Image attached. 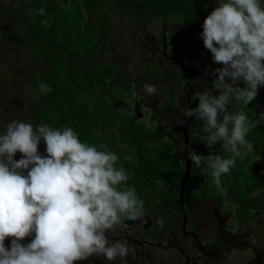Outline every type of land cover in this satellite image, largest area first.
Returning <instances> with one entry per match:
<instances>
[{
	"label": "flooded vegetation",
	"instance_id": "obj_1",
	"mask_svg": "<svg viewBox=\"0 0 264 264\" xmlns=\"http://www.w3.org/2000/svg\"><path fill=\"white\" fill-rule=\"evenodd\" d=\"M55 1L58 11L62 12L74 0ZM79 1L84 5L86 22L93 24L92 29L97 31L94 38L98 41L99 48L90 51L88 55H85V50L74 49L76 31L71 24H67L56 34L54 45L46 48L48 56H35V52L43 45H35L29 40V23L26 19L28 0L0 3V14H10L17 25L9 30L5 42L1 37L2 45L12 44L19 34L23 37L21 45L26 49L16 59L12 53L4 54L0 60V73L5 75L4 79L8 75L11 80L19 79L13 74L14 70L10 71V67L18 63L19 69L24 70L27 76L30 74L28 77L32 80V72L44 71L38 68L43 67V64L47 67L50 57L72 70H90L97 65H112L114 71L110 84L107 83L98 90L100 95L105 96L108 110V119L98 129V133H103L98 150L114 152L118 156L116 167L129 173V179L119 185L121 190L131 188L138 193L136 181H140L135 173V166L140 160L136 146L118 140L120 133L117 127L124 116L131 117L135 123L145 127L143 132L146 131L147 135L143 142L151 147L153 160L164 163V177H168L167 173L173 168H183L175 185L167 179L165 181L158 178L157 184L152 183L142 188L139 194V199L145 204L142 218L130 220L122 216V223L116 230L105 233L110 243L127 242V257L108 261L102 255H93L85 260V264H264V86L259 87L258 95L250 103V107L235 99L230 102V112L243 113L248 117V146L236 157L235 167L228 174H222L221 188H217L210 170L204 172L195 167L189 159V152L195 151L203 155L212 153L221 158H229L233 153L223 146V141L209 148L205 142L196 139L202 133L204 122L197 120L195 115H183L186 109L198 106L196 92L210 88L213 94L219 95L212 83L215 79L213 73L223 65L215 63L211 52L204 46L201 37L203 24L187 22L183 18V12L165 9L161 14L154 11L149 13L151 8L140 6L141 0ZM124 4L130 6L126 13L122 8ZM9 8L12 9L11 13H7ZM13 10H18L19 13L16 14ZM203 10L206 13L212 11L210 8ZM205 17L201 15L200 18ZM120 22L129 32L122 38L117 29ZM84 31H87L86 26ZM111 33L112 37H108ZM30 47L34 48L31 55ZM112 49L118 50L111 53ZM96 52L109 53L111 59L92 63L90 57ZM127 61L129 64L133 63L134 68L141 67V77V74L136 76L134 70L129 71ZM147 79L156 86V94L141 92ZM114 81L123 82L124 95L119 100L113 99ZM165 82L168 87L164 85ZM33 83L36 86L34 81ZM237 86L245 85L241 80L237 81ZM37 90L35 95L39 97L38 100L42 96L44 99L46 94L38 88ZM127 91H132V95ZM18 95L20 101L25 100L24 88L19 92L12 87L0 90V102L4 101V110L0 108V133L6 131L5 126L12 120L33 125L46 124L58 129L59 121L39 118L37 110L42 105L35 115L29 109L34 105H23L17 119L7 116V105L11 103L12 97ZM95 97V93L87 95L90 105ZM120 100L124 102V114H121L120 108L112 109L120 106ZM116 111L118 115H115ZM166 147H170L172 151L164 152L162 149ZM38 150L41 155H48L43 139ZM14 158L19 160L23 156L18 151ZM189 161L191 171L181 194L182 179ZM26 172L27 170L25 174ZM169 188L174 192H167ZM160 219L164 221L163 227L158 223ZM33 238V235L25 237L21 243L27 245Z\"/></svg>",
	"mask_w": 264,
	"mask_h": 264
},
{
	"label": "clouds",
	"instance_id": "obj_2",
	"mask_svg": "<svg viewBox=\"0 0 264 264\" xmlns=\"http://www.w3.org/2000/svg\"><path fill=\"white\" fill-rule=\"evenodd\" d=\"M45 11L38 9L41 16ZM41 23L50 26L47 18ZM201 37L214 62L223 65L213 73L219 95L210 88L196 92L198 106L183 115L204 122L196 139L209 148L223 141L233 153L221 158L189 152L191 163L204 172L210 170L221 188L222 174L235 167L236 157L248 146V117L230 112V102L249 104L264 86V4L218 0L203 21ZM241 80L244 87L237 86ZM143 88L149 95L157 93L153 84L145 83ZM41 91L50 89L42 84ZM41 139L47 156L38 150ZM18 151L23 158L16 160ZM117 160L114 152L81 142L70 127L60 130L10 121L0 133V264H75L93 255L108 261L127 257V242L110 243L105 233L115 231L122 216L142 218L145 204L133 189L119 187L129 173L116 167ZM158 223L163 227L162 219ZM33 233L30 243H21ZM9 237L10 248L5 246Z\"/></svg>",
	"mask_w": 264,
	"mask_h": 264
},
{
	"label": "trees",
	"instance_id": "obj_3",
	"mask_svg": "<svg viewBox=\"0 0 264 264\" xmlns=\"http://www.w3.org/2000/svg\"><path fill=\"white\" fill-rule=\"evenodd\" d=\"M72 2L64 11L59 12V7L55 0H33L32 2L28 0L29 9L26 12V19L29 23V40L35 45H43L35 52V56H48L46 48L49 49L54 45L56 34L67 24H71L76 31L77 36L73 46L75 50H85V55H88L90 51L99 48L98 41L94 38L97 31L92 29L93 24L86 22L84 5L79 0ZM140 6L150 7L149 13L154 11L161 14L165 9L178 13L183 12V18H186L187 22L203 24L204 19L218 6V0H141ZM87 7H89L88 4ZM123 7L124 13H126L127 9L130 10V6L127 4L122 5ZM40 8L46 10L43 16L38 13ZM205 8H210L212 11L206 13L203 10ZM13 11L16 14L19 13L18 10ZM200 14L206 17L200 18ZM45 18H47L50 26H45L41 23ZM84 26H86L87 31H84ZM8 34L9 32L3 35L2 40L4 42ZM112 35V33L108 34V37H112ZM113 71L114 67L109 64L101 67L95 66L90 70H79L78 68L72 70L60 61L50 57L44 71L32 72V75L35 73L39 74V83L31 77L40 91L42 84L50 89L47 92L42 91L48 95L49 99L46 104L41 106L40 110H37L39 118L44 117V119L49 121L52 119L59 121L58 129L63 130L66 127H70L77 133L81 142L98 148L99 142L103 139V133L102 135L98 133V129H100L102 122L106 120V114L108 115L105 96L100 95L98 90L102 87L104 88L108 83L113 76ZM92 93H95L96 97L90 105L87 95ZM122 95L124 94L121 90V96L118 100ZM52 115L55 118H51ZM119 123L117 127L120 133L118 140L121 143H133L140 156L139 163L135 166V173L138 174L140 180L136 181L139 191L136 193L138 198L142 188L152 183L157 184L158 178H163L165 181L167 179L169 183H174L175 185V181H179L183 168L181 166L173 168L167 173L168 177H164L162 175L164 163L158 162L157 159L156 161L153 160L151 147L143 142L144 137L147 135L146 131L143 132L145 127L135 123L129 116H124L122 122ZM162 150L164 152L172 151L170 147ZM142 178L145 180L141 181ZM169 189H167V192H174L173 189ZM10 245L11 240H5V246L10 248ZM85 263V260L75 262V264Z\"/></svg>",
	"mask_w": 264,
	"mask_h": 264
},
{
	"label": "rangeland",
	"instance_id": "obj_4",
	"mask_svg": "<svg viewBox=\"0 0 264 264\" xmlns=\"http://www.w3.org/2000/svg\"><path fill=\"white\" fill-rule=\"evenodd\" d=\"M11 0H0L1 4H7L8 2H10ZM261 3L264 4V0H261ZM11 8L8 9L7 13H11ZM11 21V24H10ZM13 26H17L16 25V20H14V18L11 19L10 14H0V60H2V57L4 54L7 53H12L13 58H17V55H21L23 52L26 51V49L24 48L22 44L23 41V37L19 34H17L16 36V40L11 44V43H6L5 45H2L1 43V37L9 32V30H11V28ZM118 35L120 38H122L123 36H127L129 34V32H127V30L124 29V24L123 23H119L118 27ZM21 40V42L19 43V41ZM78 48V47H77ZM31 49V47L29 48ZM118 49H112L111 53H116ZM132 48L129 49V51H131ZM11 51V52H10ZM34 52V48L31 49V51H29V55H31ZM136 53V52H134ZM134 53H132V55H134ZM38 56V55H36ZM135 56V55H134ZM14 59V60H15ZM108 59H111V55L109 53H102V52H96L94 55H92L90 57L91 62L93 63L94 61L97 63H101L102 61H107ZM46 64H43V67L38 68L39 70H45ZM103 65H97V67H101ZM127 68L129 69V71H133V73L137 76L138 74H141L139 77L142 76V71H141V67H136L134 68V64H129V62L127 61L126 64ZM15 73V76L19 79H13L11 80L9 78V75L7 76L6 79H4V74L0 73V90H7L9 89V87H12L13 90H16L17 92L20 91L21 88H24V91L26 93V95H23L25 98L24 101H20V96H16V97H12V101L11 103H9L6 107L5 110H7L8 114L7 116H10L11 118L17 119V117H19V115L21 114V107L26 106H31L34 105V107H30V112L35 115L36 114V110L43 105V103H46L48 101V96L45 95V98L43 99V97L38 100V96L35 95V93H38V90L36 88V86L34 85L33 81L28 77L30 76V74L27 76L26 72H24V70H20L18 67V63H15L14 66L10 67V71H13ZM31 71V70H30ZM127 74V73H126ZM125 74V75H126ZM39 74L35 73L32 76V78L39 83ZM3 77V78H2ZM111 81H109L108 83L110 84ZM123 83V82H122ZM122 83H118L117 81H114V90L115 92L113 93L115 95V97L113 96V99H118L121 96V90L123 91L124 89H122ZM148 84H153L151 82V80L147 79ZM166 87H168V83L165 82L164 84ZM125 86H127V84H125ZM7 88V89H6ZM160 90V89H159ZM162 90V88H161ZM128 93H130V95H132V91H127ZM141 92H144V89H141ZM33 97H35V99H33ZM27 98V99H26ZM120 102V106H114L112 107L113 110H121V114L125 113L124 112V102H122L121 100ZM155 102H159L157 100H155ZM243 102V101H242ZM161 102H159L160 104ZM247 107H250V103L249 104H245ZM0 108L2 110H4V101L1 103L0 102ZM144 109V107H143ZM125 110H127L125 108ZM145 110V109H144ZM146 111V110H145ZM120 113V111H119ZM115 115H118V112H115ZM4 116H5V112H4ZM51 118H55L53 115L51 116ZM108 119V118H107ZM40 123H42V121H40ZM40 152V151H39ZM41 154V152H40ZM122 223V222H121ZM34 237V233L32 234Z\"/></svg>",
	"mask_w": 264,
	"mask_h": 264
},
{
	"label": "water",
	"instance_id": "obj_5",
	"mask_svg": "<svg viewBox=\"0 0 264 264\" xmlns=\"http://www.w3.org/2000/svg\"><path fill=\"white\" fill-rule=\"evenodd\" d=\"M138 109V108H137ZM190 161L189 163L187 164V168H186V173H185V176L184 178L182 179V187H181V194H182V191H183V185L185 184L186 180H187V177L188 175L190 174Z\"/></svg>",
	"mask_w": 264,
	"mask_h": 264
}]
</instances>
